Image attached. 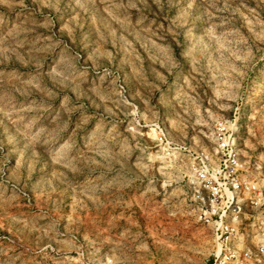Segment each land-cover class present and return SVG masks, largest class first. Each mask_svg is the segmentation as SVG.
<instances>
[{
  "label": "rangeland",
  "instance_id": "1",
  "mask_svg": "<svg viewBox=\"0 0 264 264\" xmlns=\"http://www.w3.org/2000/svg\"><path fill=\"white\" fill-rule=\"evenodd\" d=\"M222 135L264 178V0H0V264H195Z\"/></svg>",
  "mask_w": 264,
  "mask_h": 264
},
{
  "label": "built area",
  "instance_id": "2",
  "mask_svg": "<svg viewBox=\"0 0 264 264\" xmlns=\"http://www.w3.org/2000/svg\"><path fill=\"white\" fill-rule=\"evenodd\" d=\"M197 220L208 226L210 249L195 264H264V178H250L228 136L191 166Z\"/></svg>",
  "mask_w": 264,
  "mask_h": 264
}]
</instances>
